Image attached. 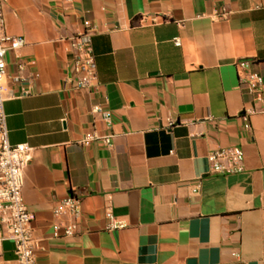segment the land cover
<instances>
[{"label": "crops", "instance_id": "crops-1", "mask_svg": "<svg viewBox=\"0 0 264 264\" xmlns=\"http://www.w3.org/2000/svg\"><path fill=\"white\" fill-rule=\"evenodd\" d=\"M4 15L26 40L6 55L4 113L9 142L32 149L23 197L38 264H264V100L246 87L256 72L264 93V0H7ZM85 20L93 90L76 87L67 44ZM87 133L112 146L81 144ZM233 146L244 171L212 174L209 153ZM69 195L78 232L55 238ZM0 264H18L14 242L0 240Z\"/></svg>", "mask_w": 264, "mask_h": 264}, {"label": "built area", "instance_id": "built-area-1", "mask_svg": "<svg viewBox=\"0 0 264 264\" xmlns=\"http://www.w3.org/2000/svg\"><path fill=\"white\" fill-rule=\"evenodd\" d=\"M7 0H0V240L12 241L15 244V255L18 264H38L36 261V249L39 240L36 238L33 227V215L30 212L23 197L24 170L31 160V147L27 144L12 145L8 139L6 115L4 103L12 96L7 87V66L6 55L9 51L18 52L26 45V40L21 36H12L4 15V8ZM228 12L224 9L215 14L222 18ZM84 30L67 39L68 52L71 55L72 68L75 84L78 89L93 90L97 86V65L93 51L92 38L94 35L91 23L83 21ZM176 46L181 43L178 38L174 39ZM250 62H239L240 68H245ZM20 69L23 65H19ZM246 87L252 96L254 103H261L264 100L263 77L256 72L246 75ZM93 112L111 123V113L95 106ZM255 108L245 109L242 118L246 121L245 128L249 129V118L256 114ZM175 121L169 120L168 127L175 125ZM112 134L96 135L87 133L81 140V144L88 145L94 141H101L105 146H112ZM210 172L214 175H234L244 171V152L238 146L219 148L208 155ZM198 187V186H197ZM55 219H65L64 224H55L54 237H59V230L62 229V237L70 238L78 232L79 220L81 217V200L74 196H67L58 202L53 210ZM122 225L113 219L108 226L109 229H116Z\"/></svg>", "mask_w": 264, "mask_h": 264}]
</instances>
